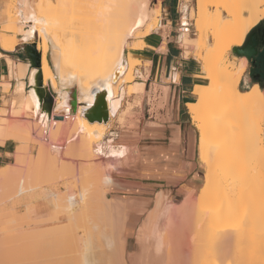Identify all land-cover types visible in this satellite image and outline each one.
I'll list each match as a JSON object with an SVG mask.
<instances>
[{"label": "bare ground", "instance_id": "1", "mask_svg": "<svg viewBox=\"0 0 264 264\" xmlns=\"http://www.w3.org/2000/svg\"><path fill=\"white\" fill-rule=\"evenodd\" d=\"M78 1L80 3L82 2L83 5L85 3L83 7L88 8V10H86L90 20L88 19L89 24L85 25V23L83 24L84 26L81 24L77 25L74 22L77 18L79 19L76 21L79 20L78 22H80L81 20V16H75L76 14L83 15L81 11L83 7L79 10V7L76 6V0H16L15 4H13L15 5V11H13L15 12V16L9 21L6 27L12 31V33H0V43L3 48L13 50L19 43L25 44L37 39L38 48L42 53L44 85H50L52 90L56 92L53 115L62 116V119L50 117L48 110H45L40 102L37 89H34V87L33 89L26 88L23 78L26 76L28 64L23 62L16 63L8 58L12 72L10 75L16 77L19 81L14 89V101L12 103V106L16 109L15 114H21L22 111L25 110L31 112L30 114L33 116L34 114L37 115L43 123L44 129L42 127L43 134H41L40 131L37 133L39 137L38 135L34 137L40 140V138L42 139L47 135L46 140L48 142L44 144L45 146L40 148V150L43 149L40 153H42L41 155L44 153L46 155L45 151H51V155L47 153L49 157L42 156L40 159L41 165L42 163L46 164L43 168H49L50 166L54 168L58 163L61 164L59 158L63 156L61 154L64 151L69 155L75 153L74 159L76 152L77 154L80 153L81 159H89V161L98 160L97 155H99L100 158L101 155H105V158L109 160L107 162L108 166L104 164L106 166H104L105 173L103 174L105 178H103V175L101 176L102 172L100 176L103 179L102 184L106 187H111L116 184L111 170L119 168L129 157L125 155V149L120 146L107 144L106 141L105 143L103 142L106 135V128L111 126L110 124L115 117L119 116L121 119L123 100L127 92L140 93L145 87V80H143L144 73L136 67L137 55L134 51H131V49L127 52L129 39L135 37L144 42V37L150 35L154 31L158 32L164 24L160 21L161 12L159 9H154L150 6V0ZM190 1L191 0H181L179 6L181 23L183 26L179 35V40L184 49V56L190 57L192 55L194 59L200 63L201 74L196 76L205 80L204 82H196L193 85L192 94L196 97V100L186 103L192 123L198 131L199 161L201 166L205 169V183L203 185L204 190H202L204 193L196 198V203L194 202L195 199L193 200V196L189 194L182 204L179 205L171 201H166L162 204L161 197H163L164 194L159 195L155 208L150 212L148 217L145 218L147 220L144 219L145 222L141 224V228L138 229L139 231L136 238L140 248L138 252L140 253L136 252L134 254L128 253L127 250L129 235L131 234L132 236L133 231L131 232V228L127 229L128 226H125L124 220L127 218L128 214L124 211V208H126L124 200H120V198L112 200L108 197L106 203V199H103L100 194L99 196H101L102 201L104 200L103 203L99 197H97L99 199L95 200L98 202L101 201V209L98 203V208L94 206L96 212H91L92 216L89 214L91 221L93 220L91 219L93 215L99 219L98 221L94 219V222L90 221L91 223L88 222V224H91L90 227L92 228H89L88 225L86 226V230V227L83 226L87 223H80L79 220L77 222V219V224H74V226L72 225L73 223L69 224V227L71 225L72 230H74L75 225L80 223L74 230V232H76H72L73 235L75 234L73 239L79 240L83 248L82 252L79 253L81 258L79 264H252V258H249L248 255L249 259H247L245 256L247 255L245 253V247L242 248V246H240V250L238 246V250L233 243L236 239L234 234L239 230V227L244 225L248 220H254V217L251 218V216L257 213L260 215L261 213L262 219L258 216L255 217L260 218L261 221L264 220V89L260 88L259 85H255L249 90L241 88V78L247 67L248 60H246L247 57H243L240 63L237 64L236 57L231 58L230 53L233 47H238L244 42L251 29L258 25L264 18V0H197L196 9L189 7ZM10 6L11 5H9L8 8ZM75 7H77V9ZM75 9L77 11H75ZM73 14L74 16H72ZM32 17H35V19H32ZM192 19L194 20L193 24L196 30L195 37L190 35L189 25ZM135 49H137V45L132 47V50ZM53 66L56 71L53 69ZM120 66H123L121 72L119 70ZM116 71L119 72L117 80H115ZM40 74L41 71L37 69L32 70L29 77L31 85L41 84L39 80ZM178 76V72L173 73L174 79H179ZM126 84H131L132 86L126 87ZM5 88L9 90L10 83L6 82ZM74 92L77 94L78 98L77 108L75 106L76 98L74 97ZM97 101L104 102V106L110 117L107 122H90L84 115V112L91 108ZM3 113L4 116L0 120L1 143H5L7 140L19 142L18 149L21 150V147H23L21 151H24L27 145L23 144L24 146H21L23 138L19 137L20 133L18 134L17 131L19 128V131L24 130L22 127L26 125H24V122L13 124L12 119H9L11 116V111L9 109L8 111H3ZM72 119L74 126L70 131L72 132L74 127H76V132L73 131V134L69 135L71 137L67 143H61L56 146L60 134L68 130L69 126L67 127V120L71 122ZM29 122H33V120H29ZM32 124L34 125V123ZM27 125L31 126V123H27ZM35 125H40V123H35ZM65 125L66 127L64 128ZM34 127L35 132L38 126ZM24 134L20 135L22 136ZM27 135L28 136L23 137H31L30 133ZM33 135L35 134L33 133ZM179 137L178 133H176L175 138L178 140L180 139ZM23 140L27 141L25 139ZM94 143H97L96 147H94ZM176 143H178V141ZM18 153L21 154L19 150H17L16 156ZM23 155L21 159L24 161L25 155L24 159ZM76 158H78V155ZM21 159H18L17 163H19ZM63 163L64 162L61 164L62 166H64ZM99 165L101 164H97V168L102 169L103 165H101L102 167H99ZM62 170L64 171V168ZM62 170L60 171L62 172ZM71 171H69V173ZM79 171L81 170L79 169ZM120 171H122V169ZM67 172L64 171L65 176ZM5 173L7 174L8 171L5 170ZM57 173L58 172L54 175L56 176ZM81 174L84 178L83 173ZM19 175H21V173H19ZM60 175L62 178L63 172L62 174L60 173ZM86 175L87 174H85V176ZM65 176L63 177L65 178ZM100 176H98V179ZM56 177L58 178L59 176ZM26 178L27 175L22 179L26 180ZM34 178L35 177H33V179ZM81 178L82 177L78 179ZM86 178L88 179V177ZM13 179L10 178V181H13ZM16 179L14 185L16 184ZM31 179L32 178H30V181ZM87 179L85 184L88 182ZM73 180H75V178ZM98 181L100 182V180H97L95 185H99ZM27 183V181L26 184L24 181L19 183L17 192L14 196H11L13 200L14 198L16 200L12 202V206L15 202L22 203L25 208L24 210L27 212L34 201L39 199L53 197L54 199L57 198V201H60V203L61 201L63 202L61 198H63L64 195L58 193L61 191L56 192L52 187L41 186V182H39L40 186H38L37 182V185H33L32 183H35V181L28 183V185ZM94 183L95 182H92V184ZM9 184V186H11L10 182ZM85 184L82 185V190L79 192L74 191L72 188L71 190L68 189L67 195H65L64 198L65 206L61 203V205L59 204V209L62 210L64 207L66 209L65 211L68 210L69 213H72L71 211H73L74 207L80 202H82L81 205L83 204L86 208V205L90 204L86 201V199H89V197H86L88 194L87 190L90 191L91 189H89V186L88 189H85ZM89 185L90 187L93 186H91V184ZM17 186L13 187L12 185L11 189H16ZM243 186L247 189H244ZM78 187H81V183ZM236 188L239 189L240 194L242 193L246 196L238 194L240 199L237 197V199H239H236L237 201L240 202L243 198L249 199V204L247 206L251 207V209L249 208L250 213L246 214V210L248 209L246 207L243 209L241 204L238 205L237 208L238 202L235 201L233 197V191L236 195ZM242 188L244 190H242ZM96 189L98 188L94 187V190ZM102 189L100 191H102ZM246 190H248V192ZM92 191L93 190H91L89 194L92 193ZM108 192H110V190ZM10 194H13L12 191ZM102 194L104 196V192ZM96 195L97 194H95V196ZM58 197H60V199H58ZM215 197L216 199L220 198L223 209L221 205L218 206L220 210H217V207L211 210L203 207L213 198L215 199ZM90 198L92 199V196H90ZM2 202L4 203V201ZM250 202L254 203L250 205ZM194 204H197V206H194ZM91 205L89 207H92ZM258 206L260 207L258 208ZM13 207L15 213V206ZM252 207L254 209H252ZM255 207L258 209L256 208V210ZM239 208H241V210H239ZM83 210L84 213L88 215V206L86 210L84 208ZM243 210H245V214L241 213L240 215L239 212ZM11 212H13L12 209ZM76 214L77 213L74 215ZM82 214L83 212L80 215ZM1 216L2 215H0V217ZM77 217L78 216H75V218ZM243 218L248 220L240 225V220ZM206 220L208 223L205 222ZM0 221V235H7V233L11 232L10 229H12V227L14 228V225L10 226L4 219ZM73 222L75 223V221ZM203 222L207 223V225ZM243 222L244 220H242V223ZM25 223H29V221ZM31 223H33V221ZM201 223L204 225L202 224L201 226ZM201 227L203 230H201ZM236 227L237 229H235ZM64 231L65 229L63 232ZM41 232L38 233L41 234ZM56 232L57 234L60 232L62 233V229ZM97 232L104 238L103 245L106 246L107 249V251H104L105 247L104 250L101 249L104 251L102 257L94 251V245L92 243V240L95 238L94 236L99 235H95ZM42 233L44 235V231ZM12 237H14V235ZM5 238L8 237L6 236ZM35 238L38 237L36 236ZM240 238H243L242 235H240ZM0 239H3V237ZM5 247L3 249H5ZM12 247L17 250L18 245L17 247H14V245L11 246V249ZM235 248H237V252L244 250L243 253H245V255H243V253L240 255L239 252L236 253ZM9 249L10 246L5 250ZM20 249L21 248L18 249V253ZM12 250L15 251L14 249ZM101 252L99 254H101ZM5 253L9 255L10 252ZM22 253L20 255L18 254L20 259L22 258ZM15 254L17 255V253ZM263 254L264 247L262 255ZM10 255L15 256L14 252L13 254L10 253ZM242 255L246 258L240 261ZM131 256L137 258L135 259ZM9 257L11 258V256ZM11 260L12 258L10 261ZM254 264L256 263L254 262ZM260 264H264V255L263 260L261 261L260 259Z\"/></svg>", "mask_w": 264, "mask_h": 264}, {"label": "rangeland", "instance_id": "2", "mask_svg": "<svg viewBox=\"0 0 264 264\" xmlns=\"http://www.w3.org/2000/svg\"><path fill=\"white\" fill-rule=\"evenodd\" d=\"M15 2H16V0H9L8 3H9V5L12 6V7L10 6L9 8H8L9 5L7 3L6 13L8 15L9 21H11L15 16V14H14L15 12H13V11H15V5H13V4H15ZM76 2H77L76 6L79 7V10H80V8H82L85 5V3L83 5V3L82 2L80 3L78 0H76ZM170 2H171V4H175V2H177V5H176L177 7H176L175 11L173 12L172 17L170 15L167 16V12L169 11L168 8H167V11L164 10V7H165L164 0H150V6L154 9H159V11L161 12L160 21L164 24V26L158 32L154 31L150 35L144 37V42L140 41L139 38H135V37H133V38L131 37L129 39V47L127 48V52H129V50L131 49V51H134L135 54L137 55L136 67H137V69L142 71V73H144L143 74L144 79L143 78L142 79L145 80V87H144V90L140 93H132V92L128 93L127 92V94L125 96L126 99L124 98V100H123V106H122L123 109L121 112V116H122L121 119L119 116H117L118 118L115 117L110 124L111 126H108L106 128V135L104 137L103 142L105 143V141H106L107 144H111L113 146H120L121 148L125 149V151H126L125 155L126 156L128 155V157H129V159L126 160L128 163L125 161L120 166L122 168L119 167V168L111 170V173H112V175L116 181L115 185H112L111 187H106L104 184H102L103 179L101 178V176L105 173V167H106L105 165H107V162L109 161L108 158H105V155H101V158L99 155H97L98 160L95 159V161H93V160L89 161V159H83V158H82L83 159L82 160L80 153L77 154V152H76L75 159H74L75 153L69 155L66 153V151H64L63 156L61 158H59L60 159L59 162H61V164H62V162H64L63 163L64 166H62L60 163H58L57 166L54 167L55 169L53 168V166H50L49 168L48 167L43 168L44 166H46V164L42 163V165H41L40 159L42 158V156L43 157L44 156L49 157L50 151L49 152L45 151L46 155H45V153L43 155H41L42 153H40V152L43 149L40 150V148L42 146H45L44 144L48 142L46 140L47 135H45L44 138H42V139L40 138V140H39V138L35 139V137H34L37 135L39 137V134H37V133H39L40 131H41L40 133L43 134V129H44L43 123L41 121L36 122L38 119L37 115L34 114V116H33L32 114H30L31 112H27L25 110L22 111V113H21L23 115H21L20 113L15 114L16 109L14 108V106H12V103L14 101V93L10 92L9 98L13 97V99L9 100V98H8L5 100V103L7 106L4 109L0 110V117H1L0 120L4 116L3 111H5V110L8 111V109H9L11 111V116L10 117L6 116V117H9V119H12L13 124H20V122H22V123L24 122V125H26V126L22 127L24 130L19 131V129H20L19 128L17 132H18V134L19 133L20 134L25 133L22 136L19 134V137L27 140V141H24L22 139V143H21V146L27 145V147L25 146V148H24L25 150L23 149L24 151H21L23 147H21V150L18 149L20 143L15 141L16 144L18 145L17 150H19V152L21 154L18 153V155L16 156L17 152L15 153V161L16 162H15L14 166H7V167H4L0 170V202H1L0 203V215H2L0 217V220L4 219V221H7L8 224H10V226L14 225V228L12 227V229H10L11 232H9V231H8L9 233L6 232L7 235L6 234H4V236H3V234L0 235V238L3 237V239H0V251H1L0 252V264H10L11 262H12L11 264H79V262L81 261L79 253L82 252L83 248H82V244H81V242H79V240L77 241L76 239L75 240L73 239L74 238L73 236H75V234L73 235V233L76 232V231L74 232V230L77 228L76 226H78L80 223H85V222L87 224H85V225L83 224L84 225L83 227H86L89 225V228H92V227H90V225H91L90 223L94 222V219H97V218L93 215L94 218L91 217V219H93L91 221L90 220V215L92 216L91 212L92 213L96 212L95 207H97L100 204V202L102 201V198L106 199L105 201L107 203L108 197L112 200L113 199L116 200V199L120 198V200H124V202H125L126 208H124V211H125V213L128 214L127 218H125V220L127 222L124 220L125 226L126 227L128 226L127 229L131 228L130 229L131 232L133 231L132 236H131V234L129 235V239H128L129 243H128L127 250H128V253L134 254V253L140 251V248L137 244V238H136L137 237L136 235L138 234V231H139L138 229L141 228L140 227V226H142L141 224L142 223L144 224V222H145L144 219L147 218L148 215L150 214V212L153 211V209L155 208V204L159 198V195L164 194V196L161 197L162 204L165 203L166 201H171V202L179 205V204H182V202L186 199V197L189 194H191L193 196V200L195 199L194 200V202H195L196 198H198V196L200 197L202 195V193H204V192H202V190H204L203 185L205 183V181H204L205 169L201 166L200 161H199L198 131L192 123V119H191V116L188 112L187 105L185 104L187 101L196 100V97L192 94L193 86L188 87L185 92L181 93V95H183V97L181 99L182 100L181 111H183L185 113V115L187 117L186 119L188 120V123H189V128L192 129V131H194V134L196 135V139H197L196 145H195L196 146V161L198 162L197 171H199L197 186L194 187V190L186 188V190H189V192H187V193L186 192L185 193L178 192V193H174L172 195H170V191H169V194L167 191H165V188H167V187H164V191H160L159 193H155L154 195H152V193L141 192L138 195L141 198V204L137 206V204H134L130 200L131 198H133L132 196L135 195V192L132 190V188H130L128 186L127 182L125 181V179L128 181H137V182H143V183H148L150 181V179L147 178L148 176H146L148 174V171L145 169V167H146L145 162H148V160H149V158H147L148 157L147 155H148L151 143L154 140V138H152L151 136L155 135V133H156L155 128L159 127V125H164L165 123H173L171 119L173 117V114L177 113L178 99H179L178 94L179 93L176 92V99L174 98L175 91L170 93V86L175 84L171 75L173 72H175V70L177 68L176 61L177 60L178 61H184V60L185 61H192L193 65L195 67V74L196 75L201 74L200 63L198 61H196L192 55L190 57H185L184 56V49L182 48V46L180 44L179 35H180L181 30L183 28L182 23H181V13L179 11V6L181 3V0H171ZM189 7L196 9L197 0H191L189 2ZM75 8L77 9V7H75ZM83 8H84V12H83ZM83 8L81 9L83 15H81V14L75 15V16H81L80 22H78L79 20L76 21L79 18L75 19V17H74V19H75L74 22L77 25H80V24L83 25L85 23H86L85 25L89 24L90 19L88 18V13H87L88 8L87 7H83ZM11 9H12V11H11ZM76 9H75V11H77ZM10 13H11V15H10ZM74 14H75V12H74ZM74 14L72 16H74ZM82 17H83V20H82ZM171 19H172V21H171ZM84 20H85V22H84ZM193 22H194L193 19L190 20L189 28H190V35L195 37L196 36V30H195ZM167 39L170 40L169 44L172 47L179 50L180 57L178 59H176L175 62L173 63V65H171L169 67L167 74L165 75V73H164L161 76V72H160V75H157V72L159 70L158 68L160 67V65H159V61L157 60V57L155 58V56H156L155 51H165ZM34 41H36V39H34L32 42H34ZM151 43L154 44L155 46H157V49L150 47L149 45ZM156 44H158V45H156ZM136 45H137V49L132 50V47L136 46ZM37 48H38V41H37ZM234 48L235 47H233V49L230 53V57L231 58L236 57L235 59H236V62L238 64V63H240V59H238L236 53L234 52ZM152 58H153V62H152ZM179 75H180V73H179ZM204 81H205L204 79L195 76L194 84L196 82H204ZM128 86H132V85L126 84V87H128ZM128 105H129V107H128ZM19 119L24 120V121H21ZM25 120H26V122H25ZM29 120H33V122H29ZM68 122H66V124H67V127L69 126L70 128L68 127V130L66 131V133H64L59 138V140H57V142H56L57 145L67 142L68 139H70V137H71L69 135L73 134V132L70 131L73 129V126H74V123H72L73 119L71 122H70V120ZM27 123L28 124L31 123V126L30 125L28 126ZM32 123H34V125ZM35 123L36 124L40 123V125H35ZM34 126H36V127L38 126V128L35 130L36 133L34 132V129H35ZM42 127H43V129H42ZM65 127H66V125H65ZM26 128H27V130L29 128L32 130L29 129L27 131ZM76 130H77V128L74 127L73 131L76 132ZM32 131L35 135H33ZM29 133L31 134V137L24 138V137L28 136L27 134H29ZM36 140H39V141H36ZM1 141H2V139L0 137V143H1ZM96 145H97V143H94V147H96ZM47 153H49V154L47 155ZM23 154L25 155V159H24ZM19 155H20V158H19ZM22 155H23L24 161L21 159ZM71 155H72V159H71ZM77 155H78V158H76ZM65 156H66L67 160H66ZM17 158L21 159L19 163H17V161H18ZM37 159H38V161H37ZM61 159H63V160H61ZM70 159L73 161H71ZM98 161H99V163H98ZM140 161H141L140 168H141V175L142 176H139V174H137V173H139L137 171V169L139 168ZM68 163H69V165H68ZM97 164L103 165V168L98 169ZM70 165H72V166H70ZM101 165H99V167H102ZM95 166L97 169L95 168ZM85 167H87V168H85ZM63 168H64V171H66V172L68 171L66 176L64 175V171L62 170ZM16 169H18V170H16ZM71 169L73 172L71 171ZM79 169L81 171H79ZM89 169L90 170L92 169V170L90 171ZM94 169H96L97 171L96 170L93 171ZM121 169H122V171H120ZM5 170L8 171L7 174L9 175V177L5 173ZM55 170H56V172H58L56 174V176H59L58 178L54 175L56 173ZM60 170H62L63 176H65L66 179L63 176L61 178L60 173L62 174V172ZM98 170H100V171H98ZM49 171H50V173H49ZM69 171H71L70 172L71 174L69 173ZM97 172H100V173H97ZM101 172H102V174H101ZM19 173H21V175H19ZM81 173H83L84 178H83V176H81L82 175ZM37 174H38V176H37ZM85 174H87V175L89 174V175L85 176ZM93 174H95L96 176ZM100 174H101V176H100ZM134 174H135V176H134ZM26 175H27L26 180L25 179L23 180L22 178H25ZM53 176H55V177H53ZM79 176L82 178L78 179V178H80ZM98 176H100L99 179H98ZM103 176H104L103 178H105V175H103ZM33 177H35V178L33 179ZM86 177H88L89 180ZM10 178L13 179V181H10ZM30 178H32L31 181L32 182L35 181V183H32L30 181ZM36 178H37V180H36ZM51 178L54 179L55 181L52 180ZM74 178H75V180H73ZM85 178L88 181L86 184H85V182H86ZM15 179H16V184L14 185ZM8 180L11 183V186H9L10 184H9ZM20 180H21V182H20ZM51 180H52V182H51ZM97 180H100V182L98 181L99 185L98 184L95 185ZM23 181L25 184L27 181L28 183H32L33 185H35L37 182L38 186H40V184H42L41 186H47V187L54 188V190L56 192L61 191L58 193L61 195H64L63 198H61L63 200V202L61 201L63 206H65L64 205V198H65V195H67L68 189L71 190V188H72L74 191L79 192L80 190H82L83 184H85V187L83 186L85 189H88V186H89V189H91L93 191H92V193L89 194V192H91V190L90 191L87 190L88 194L86 195V197H89V199H86V201L88 202V204L90 203L89 205H86V208L88 206V209H89V210H87L88 215L86 213H84L83 208L85 210H86V208L84 207L83 204L81 205L82 202L78 203L74 207L73 211H71L73 213L72 214V213H69L68 210H67L68 212L65 211L66 209L64 207L62 210H60L59 209V206L61 205L60 201H57V198L54 199L53 197L46 198L44 200L46 202L45 204H47L49 207H47L45 210L38 208V214L36 216L31 214L29 212V209L26 212V210L23 209L21 204L17 203V202H15L17 204L13 203V206H15V213H14V207L12 206V202L16 201V200H15V198L13 200L11 196L12 195L14 196V194L18 190L19 183H22ZM91 181L95 182V183L92 184ZM7 182H8V185H7ZM39 182H41V183L39 184ZM28 183H27V185H28ZM80 183H81V187H78V186H80ZM163 183H165V182H163ZM74 184H76V185H74ZM89 184H91V186L92 185L93 186L90 187ZM12 185H13V187H15L17 185L18 186L16 187V189L15 188L11 189ZM67 186H68V188H67ZM69 186H70V188H69ZM94 187L98 188V189L94 190ZM101 187L104 189V191ZM161 188L162 187H160V190H161ZM245 188L246 187H244V189ZM101 189L104 192V196L102 194L103 192L100 191ZM244 189L242 188V190H244ZM109 190H110V192H108ZM11 191L13 194H10ZM235 191H236V195H235V192L233 191V193L235 195V196L233 195V197H234L235 201H237L240 199L238 194L241 195L242 193L241 194L239 193L238 188H236ZM246 191L248 192V190H246ZM94 192L98 196L97 195L95 196ZM98 192H100V193H98ZM205 193H206V190H205ZM100 194L102 195V198H101V196H99ZM89 195L92 196V199L90 198ZM242 195L245 196L244 194H242ZM97 197L101 198L100 202L95 200V199H99ZM206 197H208V196H206ZM216 197H215V199L213 198L210 202L206 203V205L202 204V205H205L203 207L210 209V210L214 209V208L216 209V207H217V210H220V207L218 209V206L221 205V207H222V201L220 200V198L216 199ZM233 197H232V199H233ZM237 197L239 199H237ZM93 198L95 201L93 200ZM58 199H60V197H58ZM91 200H92V202H91ZM248 200H249L248 198H243L240 202L237 201L238 202L237 208H238V205L241 204L243 206V209H244V207H246L248 209V210H246V208H245L246 214L250 213V209H251V207L247 206L249 204ZM2 201H4V203ZM37 201H34V203H36V205H37ZM103 201H102V203H103ZM235 201H234V203H235ZM84 202H85V200H84ZM204 202H207V201H204ZM102 203L100 204V209H101ZM252 203H254V202H252ZM252 203L250 202V205ZM56 204H57V206H56ZM65 204H66V202H65ZM90 205L92 207H94V206L95 207L94 208L89 207ZM104 205H105V202H104ZM194 206H197V204H194ZM253 206H254V204H253ZM135 207L139 209L137 212L135 210ZM259 207L260 206H258V208ZM256 208L257 207H255V209ZM11 209L13 210V212H11ZM92 209H94V210H92ZM222 209H223V207H222ZM252 209H254V208L252 207ZM239 210H241V208H239ZM245 210L240 211L239 212L240 215H241V213L245 214ZM62 211H63V213H62ZM6 212L7 213L9 212V213L4 214L5 215V217H4V215L2 213H6ZM82 212L84 215L83 214L80 215ZM75 213H77V214L74 215ZM12 214H14V215H12ZM23 214H25V215H23ZM257 214H255L254 216L250 215L251 218L254 217V220L251 219L249 221L247 219L248 220L247 221L243 218L242 219V220H244L243 223H242V220H240L241 221L240 225L244 224L246 221L247 222L244 225L240 226L239 230H237L236 234H234L235 235L234 237L236 239L234 240V243H233V245L236 246L238 248V250H239L240 246H242V248L245 247V249H246L245 253L247 255H245V253H243L244 250L238 251V252L240 253V255H241V253H243V255H245L247 257V259H249L251 257L252 258V261H251L252 264H254V262L256 264L259 262L258 264H260V259L262 261L263 255H264V254L262 255L263 247H264L263 246L264 245L263 244L264 243L263 242L264 241V238H263V236H264V233H263V231H264L263 230L264 220L261 221V219L263 218L261 213H260V215H259V213H257ZM75 216H78V217L75 218ZM88 216H89V219H88ZM238 216H239V214H238ZM255 216H258L260 218L262 217V218L261 219L258 217L256 218ZM13 217L14 218L16 217V218L14 219ZM69 219H71V220H69ZM76 219H77V222L79 220L80 223L78 225H75V227H74L75 229L72 230V226L70 225V227H69V224L73 223L72 224L73 226H74V224H77ZM72 220L75 221V223ZM98 220L99 219H97V221ZM145 220H147V219H145ZM27 221H29V223H25ZM32 221H33V223H31ZM88 222H90V223L88 224ZM205 222H207V220ZM205 222H203V223H205ZM203 223H201V226ZM207 223H205V224L207 225ZM241 227H242V229H241ZM60 229H62V233L60 232L57 234L56 231H58ZM64 229H65V231L63 232ZM85 229L87 230V227ZM235 229H237V227ZM201 230H203V228ZM204 230H205V228H204ZM41 231L42 232L44 231V235ZM38 232H41V234ZM53 232H54V234H53ZM8 234H10L11 236ZM97 234H99V233L97 232L95 235H97ZM5 235L8 238H9V236L11 238L14 235L15 238L12 237L11 239L10 238L8 239V238H5L6 237ZM39 235H40V238H39ZM240 235H242V237H243L242 239L240 238ZM36 236L38 238H35ZM94 237H95L94 240H92V243L94 245V251L97 252V254L102 257V255H103L102 253H104V251H107L106 246L103 245L104 238L100 234L97 236H94ZM102 238H103V240H102ZM6 239H8V240H6ZM12 239H14V240H12ZM15 241L18 245V248L16 250V248L12 247V249L15 250V251H13L11 249V246L14 245V247H17ZM5 245H6V247H5ZM8 246H10V249L5 250V249H8ZM4 247H5V249H3ZM104 247H105V250H104ZM19 248H21V249L19 250L20 252L18 253L17 251ZM237 248H235V251ZM101 249H103L104 251ZM240 250H241V247H240ZM5 252H10L11 254H13V252H14L15 256L10 255V253L8 255V253H5ZM100 252H101V254H99ZM238 252L236 251V253H238ZM15 253H17V255ZM21 253H22V255H21L22 258L20 259V256H18V254L20 255ZM138 253H140V252H138ZM236 255H238V254H236ZM243 255H242L240 261H242V259L244 260V258H246ZM248 255H249V258H248ZM9 256H11V258H12L11 261H10L11 258ZM17 256H18V258H17ZM131 257H133L135 259L137 258L134 256H131ZM7 258H8V260H7ZM14 259H15V261H14ZM16 259L18 262L16 261ZM237 260H238V257H237ZM8 262H10V263H8Z\"/></svg>", "mask_w": 264, "mask_h": 264}, {"label": "crops", "instance_id": "3", "mask_svg": "<svg viewBox=\"0 0 264 264\" xmlns=\"http://www.w3.org/2000/svg\"><path fill=\"white\" fill-rule=\"evenodd\" d=\"M8 1L9 0H5L4 2V0H0V33L2 32L12 33V31L6 28L9 24V18L6 13ZM170 1L171 0H164L165 2L164 10L167 11L168 8L169 11L167 12V16L170 15L172 17V14L177 7L176 6L177 2H175V4H171ZM169 42L170 40L167 39L165 51H155L156 54L155 58L157 57V60L159 61V65H160V67L158 68L159 70L157 72V75H160V72H161V76L164 73L166 75L169 67L173 65L175 60L180 57L179 50L172 47L169 44ZM28 43H33V42L30 41ZM149 46L157 49V46H155L152 43ZM38 51L40 52V57H39L40 66L38 68H35L31 64L29 57L27 55V43L25 44L19 43L16 46V48L13 50H8L3 48V46L0 43V110L4 109L7 106L5 100L10 97V92L14 93V89L17 85V82H19L16 77H12V75H10L12 74V72H11V64L9 63L8 58L12 59L16 63L23 62L25 64H28L26 76L23 78L27 89H30L31 87V84L29 82L30 81L29 77L32 73V70L39 69V71H41V79L43 82V87L48 88L49 91L54 94V97L56 96V92L52 90L50 85L47 86L44 85V76L42 72V53L39 49ZM152 62H153V58H152ZM176 65L177 68L175 72H178V75L180 73V75L178 76L179 79H174L173 78L174 72L172 73L171 77L174 80L175 84L170 86V93L175 91L174 93L175 99H176V92L179 93L177 113L173 114V117L171 119L173 123H165L164 125H159V127L155 128V132H156L155 135L151 136L152 138H154V140L151 143L147 155L148 156L147 158H149V160L148 162H145V166H146L145 169L148 171V174L146 176H148L147 178H149L150 181L148 183H143L137 181H128L125 179L128 186L132 188V190L135 192V195L132 196L133 198H131L130 200L134 204H137V206L141 204V198L140 196H138L139 193L141 192L152 193V195H154L155 193L164 191V187H167L165 188V191H167L168 194L170 191V195H172L178 192L187 193L189 192V190H186V188L194 190V187L197 186V181L199 177V171H197L198 162L196 161V146H195L197 139H196V135L194 134V131H192V129L189 128V123L188 120L186 119L187 117L185 113L181 111V102H182L181 99L183 97L181 93L185 92L188 87L194 85V80L196 76L195 67L192 61H185V60L184 61L177 60ZM53 69L56 71L54 66ZM6 82L10 83L9 90H6L5 88ZM12 99L13 97L9 98V100ZM39 121L41 120L38 117L37 122ZM176 133H178V135L180 136L179 137L180 139L178 140L175 138ZM63 134L64 133L62 132L60 136H62ZM177 141L178 143H176ZM17 146L18 145L16 144V142L12 140H7L5 143H0V170L8 165L11 166L15 165V153L17 152L16 150ZM61 155H63V153ZM140 164L141 161L139 163V168L137 169L139 173L137 174H139V176H142ZM160 187H162L161 190ZM44 200L45 199L38 200L37 201L38 206L36 205V203H33L29 208V212L34 216H36L38 214V208L45 210L47 207H49L47 204H45L46 202ZM21 206L23 207V209H25L22 203ZM135 210L137 212L139 209L135 207Z\"/></svg>", "mask_w": 264, "mask_h": 264}, {"label": "flooded vegetation", "instance_id": "4", "mask_svg": "<svg viewBox=\"0 0 264 264\" xmlns=\"http://www.w3.org/2000/svg\"><path fill=\"white\" fill-rule=\"evenodd\" d=\"M238 47L240 48V52L236 53L238 59L241 61L243 57H247L248 60L241 78V88L249 90L259 85L264 89V18L251 29Z\"/></svg>", "mask_w": 264, "mask_h": 264}, {"label": "water", "instance_id": "5", "mask_svg": "<svg viewBox=\"0 0 264 264\" xmlns=\"http://www.w3.org/2000/svg\"><path fill=\"white\" fill-rule=\"evenodd\" d=\"M239 47L234 48V52H240ZM27 55L29 57V60L31 64L35 67L38 68L40 66L39 62V57H40V52L38 51L37 48V39L33 43H27ZM39 71V69H37ZM120 72L123 70V66H120L119 68ZM118 71L115 72V80H117L118 76ZM39 80L41 82L40 85H31L30 89H37L38 95L40 97V102L42 103V106L44 107L45 110H48L50 117L56 118V119H62V116L59 115H53V108L55 104V97L52 92L49 91L48 88L43 87V82L41 79V74L39 75ZM74 97L75 99V106L77 108V94L74 92ZM84 115L90 122H107L110 117L108 114V111L106 107L104 106L103 101H97L91 108L87 109L84 112Z\"/></svg>", "mask_w": 264, "mask_h": 264}, {"label": "snow or ice", "instance_id": "6", "mask_svg": "<svg viewBox=\"0 0 264 264\" xmlns=\"http://www.w3.org/2000/svg\"><path fill=\"white\" fill-rule=\"evenodd\" d=\"M32 19H35V17H32Z\"/></svg>", "mask_w": 264, "mask_h": 264}]
</instances>
